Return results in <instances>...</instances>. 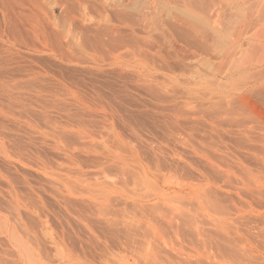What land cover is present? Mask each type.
<instances>
[{
	"label": "rangeland",
	"instance_id": "rangeland-1",
	"mask_svg": "<svg viewBox=\"0 0 264 264\" xmlns=\"http://www.w3.org/2000/svg\"><path fill=\"white\" fill-rule=\"evenodd\" d=\"M10 1L0 0V251L18 260L24 247L34 264H196L201 237L211 246L201 264H264V186L247 188L264 178V114L252 113L261 103H232L230 115L217 117L206 100L155 83L152 93L131 66H118L132 50L118 38L132 35L107 30L126 22L144 36L149 17L167 22L169 10L152 0ZM172 116L181 129L166 125ZM115 154L125 172L123 163H106ZM132 159L150 166V186L137 189ZM96 180L111 188L108 200L99 199Z\"/></svg>",
	"mask_w": 264,
	"mask_h": 264
},
{
	"label": "bare ground",
	"instance_id": "bare-ground-1",
	"mask_svg": "<svg viewBox=\"0 0 264 264\" xmlns=\"http://www.w3.org/2000/svg\"><path fill=\"white\" fill-rule=\"evenodd\" d=\"M152 1L151 2L154 4V7L156 9H161V10L167 9V10H169V16L167 17L169 19L167 22H162L161 20H159V18L157 19L156 17H153V16L149 17L148 22L145 23V25H144L146 27V31L144 33V36L138 35L133 30L134 27L130 28L128 25H126V22L125 23L123 22L120 26L114 25L110 29L108 28L109 30H107V33H110L108 31L111 30V33H113V34H118V33L120 34L122 32V28H124V29L127 28V29H129L128 34L132 35L130 38H128L129 36L126 37L127 34L118 38V42L120 44H123V45L126 44V46L128 44H130V46H132V50H130V52H129L130 54L126 56L128 58H125L122 56L121 59L116 62V64L118 66H122L123 64H127V65L131 66L132 70L135 71V74L138 76L139 80L141 79V81L145 85L149 86V91L152 93H155V89H153L151 86L153 83H155L156 85H159L160 89L163 92H167V91L171 90L173 92L183 94L184 97L187 98L188 100L189 99L190 100H193V99H204V100H206L208 103H211V104H213V106H216V112L214 115L217 117H219V114L221 116L222 115L223 116L230 115L231 109H232V103L237 105V107L239 109H243L244 105L247 103V101L251 105L250 107H253L254 105L252 106V102L253 101L256 102V99L258 102V106L261 103L260 108L258 110L257 106L255 105L254 106L255 110L253 112L252 111L251 112L255 115V114H257L256 112L259 111V113L263 115L264 114V0H152ZM22 2H24V1H22ZM20 4L23 5L22 3H20ZM9 6H10V4H9ZM161 10H159V11H161ZM5 13H7V11ZM2 16H4V15H2ZM16 16H17V14H16ZM23 16H24V14H23ZM5 17L7 18L8 16H5ZM125 18H126V16H125ZM108 37H109V34H108ZM114 40L117 41L115 38H114ZM114 40L112 39V41H114ZM142 40L145 41V43H142ZM14 42H16V41H14ZM146 42H147L149 47L146 46ZM5 44H7V43L5 42ZM29 45H31V44H29ZM29 45H27V46H29ZM130 46L128 45V47H130ZM31 47H33V46H31ZM9 48H10V46H9ZM28 49H29V47H28ZM1 52H4V51L2 50ZM56 54H58V53H56ZM15 55H14V57H15ZM109 57L112 58L110 60H113L115 55L112 56L110 54ZM70 58H72V57H70ZM116 58H120L119 54H116ZM210 58H212L213 60H210ZM5 59H7V57ZM204 59L208 60V62H209L208 69L207 70L197 69L196 64L198 62L204 60ZM68 60H69V58H68ZM112 64L116 65L115 63H112ZM172 65H173V67L176 66L178 68V73H175L172 70ZM162 70L165 72H161ZM158 73L161 74L160 80L158 79V77H156V74H158ZM12 83H15V82H12ZM16 84H17V82H16ZM41 91H39V92H41ZM38 95L40 96V94H38ZM9 96H7V97H9ZM152 111H154V110H152ZM260 114L258 116L261 117ZM172 117L173 118L167 117L168 119H167L166 125L168 127H170V129H176V130H177V128L181 129L180 127H182L183 124H181L182 125L181 126L178 123L179 120L176 119L177 116H172ZM260 117H259V119H261ZM178 118L181 119L180 117H178ZM232 118L235 119V117H232ZM232 118H231V122H233ZM169 134L167 135V137L172 135V132L170 135ZM187 134H189V133H187ZM172 136H174V135H172ZM246 136H247V138L249 137V139L246 138V140L249 141L248 143H254V145H255V141L257 142V139H254L251 135H246ZM246 136H243V137H246ZM182 137H183V135H182ZM168 138H167L168 142H169V140L173 141L175 139V136H174V138H172L171 136H170V139H168ZM258 145H259V143H258ZM104 151H105L104 153H106V154H108L110 152V150L109 151L104 150ZM117 152L120 153L119 150H117ZM101 153H103V152H101ZM104 153H103V155H105ZM110 155H111V153H110ZM110 155H109V157H110ZM109 157H107V158L109 159ZM161 157H163V156L161 155ZM178 157H180V156H178ZM107 158H106V163L113 160L112 162H114V163H115V161L117 163L119 162L118 165H120V166H122V163H123V165L125 164L124 159L121 156L119 157L116 154H115V156L111 157V160H109V161H107ZM133 158L136 159L134 155H133ZM137 158H138V156H137ZM140 159L141 158H139V160ZM104 161H105V159H104ZM132 162L135 163L134 168L136 167L135 169H133V170H135V172H133V173L134 174L136 173V176L134 178L135 179L134 183H135V185L138 186L137 189L140 190L143 187L150 186L151 181L149 180L150 179L149 176L152 173L151 172L148 176V171L150 170L148 168L150 166H148L145 163V166L147 165L148 167L146 166L147 168H144L143 167L144 164L141 165L142 163H144L143 161H142V163L138 160L137 161L133 160ZM99 164H98V166L100 167ZM106 165H108V164H106ZM120 166H118L117 168L119 169ZM126 166L124 165V166H122L123 168L122 167L120 168L121 172H125ZM169 166L171 167V165H169ZM41 167H42V165H41ZM99 167H98V170H100ZM104 167H106V166H104ZM43 168L44 167H42V169ZM152 168H153V166H152ZM156 168H157V170H159L158 168H161V167H159L157 165V167L153 168V169H155V171H153V172L158 174L160 170L156 172ZM130 170L131 169H129V171ZM102 171H104V169ZM102 171L100 173H102ZM59 173H60V171H59ZM95 173H97V172H95ZM155 173H154V175L152 174L154 177H156ZM160 174H158V177H156V179L161 178V177H159ZM171 174H169V175H171ZM56 175H57L56 173H55V176L52 175L53 178L56 177ZM57 176L60 180L64 179V178L61 179V177L63 175L62 176L57 175ZM63 177H65V175ZM163 177L164 176L162 175V180L164 181L165 178L163 179ZM96 178L99 179V177H96ZM59 179L57 180L55 178L56 185H58L59 182L61 184H64V182L59 181ZM165 181H166V179H165ZM94 182H96V184H97L95 186L96 187L95 189L97 190V188H98L99 192L98 191L97 192H98V195H100V198L98 195L95 196L94 195L95 193H93L92 191H90V192H92L93 195L91 193H89V191L87 193L91 194L92 197L95 196V197H93L94 200H95V198L96 199L99 198L102 201L108 200V198H109L108 195L111 192V190H110L111 188L109 189L110 192L107 188L109 185L105 186V184H103V183H106V182H102L101 180H100V182L98 181L99 183H97V180ZM94 182H92L91 184H93ZM64 186H65V184H64ZM91 186L93 187V185H91ZM262 186H264V178L262 180L252 178L251 183L248 182V184H247V188L249 190L253 191L256 189L258 192L260 191V187H262ZM72 187H73V184H72ZM88 188H89V186H88ZM135 188H136V186H135ZM95 189H93L94 192L96 191ZM64 190H65V187H64ZM64 190H63V192H64ZM91 190H92V188H91ZM57 191L60 192L59 189H57ZM159 191L158 190L156 191V193L158 192V194H156L154 192L156 194L155 197H158ZM162 191H164V190H162ZM60 193L62 194V192H60ZM60 193H58V194H60ZM165 193H167V192H165ZM68 194H69V192H68ZM161 195H162V193H161ZM163 196H162V198H163ZM63 198H64V196H63ZM203 198H204V196H203ZM206 200H208V199L206 198ZM207 204H209V203L208 202L204 203V207ZM100 205H103V203L101 202ZM171 207L173 208L174 211H176V212L178 211V208L175 204L172 205ZM171 216H173V214H171ZM171 216H170V218H171ZM174 217L175 216H173L171 219L175 220ZM167 218L169 219V215L167 216ZM168 219H167V221L172 222V220H168ZM108 220L110 223L113 220H119V217L117 219L114 216L113 220L111 219V221H110V219H107L106 220L107 223H108ZM155 220H154V218H152V220H151L152 227H156V225H157V221H155ZM188 222L191 224L194 222V220L191 216H188ZM198 235H199V232H198ZM200 236H201V234H200ZM197 240H198V238H197ZM260 241L263 242L262 244H264V240H260ZM193 242H195V241H193ZM198 243H199V246H196V245L194 246V251H193L194 254L191 257H193L196 260V262H195L196 264H201L199 262L200 258H205L207 256L206 249L211 247V246L206 245L205 240L201 237H200V241ZM215 244H216V242H215ZM262 246L264 247V245H262ZM149 247L150 246L146 245V249L150 250ZM254 247L252 245V248H254ZM18 249L20 250V252L18 254V256H19L18 260L13 259L12 253L8 249L5 248L3 251H0V264H34L35 259L29 251H27L24 247H21V248L18 247ZM222 249L225 251L227 256H230V257L236 256V254L233 253V251H231L233 249L230 248L227 244H225V246H224V244H222ZM260 249H261V247H260ZM191 250H192V248H191ZM252 251H254V249ZM262 251H264V248ZM150 257L155 259L154 254H151ZM262 258H263V256H262ZM107 260L105 259L106 262L104 261L105 262L104 264H113V262H114V264H124V261L122 263L117 262L118 261L117 258L114 260H111V262H109V260L108 261ZM148 262H150V261H148ZM162 264H165V263L163 262Z\"/></svg>",
	"mask_w": 264,
	"mask_h": 264
}]
</instances>
